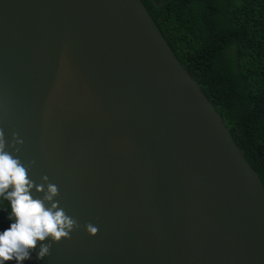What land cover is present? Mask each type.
I'll use <instances>...</instances> for the list:
<instances>
[{
    "label": "water",
    "instance_id": "1",
    "mask_svg": "<svg viewBox=\"0 0 264 264\" xmlns=\"http://www.w3.org/2000/svg\"><path fill=\"white\" fill-rule=\"evenodd\" d=\"M0 138L76 222L26 264H264V184L141 0H0Z\"/></svg>",
    "mask_w": 264,
    "mask_h": 264
},
{
    "label": "trees",
    "instance_id": "2",
    "mask_svg": "<svg viewBox=\"0 0 264 264\" xmlns=\"http://www.w3.org/2000/svg\"><path fill=\"white\" fill-rule=\"evenodd\" d=\"M141 1L264 184V0Z\"/></svg>",
    "mask_w": 264,
    "mask_h": 264
},
{
    "label": "clouds",
    "instance_id": "3",
    "mask_svg": "<svg viewBox=\"0 0 264 264\" xmlns=\"http://www.w3.org/2000/svg\"><path fill=\"white\" fill-rule=\"evenodd\" d=\"M33 191L44 195L34 196ZM57 192L54 184H47L46 189L43 184L36 185L21 161L5 150L0 138V212L10 221L0 230V264H25L33 252L42 260L50 254V244L44 241L69 238L76 222L53 202ZM86 231L94 236L98 228L88 224Z\"/></svg>",
    "mask_w": 264,
    "mask_h": 264
}]
</instances>
